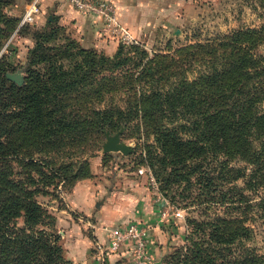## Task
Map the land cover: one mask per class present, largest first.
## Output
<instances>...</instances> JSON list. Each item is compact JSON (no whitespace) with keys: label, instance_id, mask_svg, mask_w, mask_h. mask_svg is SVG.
<instances>
[{"label":"rangeland","instance_id":"374dc122","mask_svg":"<svg viewBox=\"0 0 264 264\" xmlns=\"http://www.w3.org/2000/svg\"><path fill=\"white\" fill-rule=\"evenodd\" d=\"M34 1L23 0L25 4L22 5L20 0H2L0 3V127L3 125L9 130L16 121L20 128H24L22 121L26 115L23 112L32 110L35 106L33 102L29 103L27 96L32 92L36 94L48 84L41 78V83L31 85V90H35H28L31 77L38 72L44 73L48 67L45 62L29 66L40 35H49L55 26L57 32L46 43V49L48 54L51 51L52 60L58 56L56 59L65 70L75 61H80V57L62 58L66 51L63 47L67 43L72 42V47L67 52L74 54L82 49L108 60L115 58L122 45L118 43L113 48H109L110 45L107 44L101 48L85 47L81 44L75 24H62L59 15L40 16L38 12L32 21L21 26L27 9ZM177 12L179 15L175 14ZM159 20L160 24L140 37L141 39L131 33L135 44L123 45L124 48L138 47L142 52L141 55L133 52L130 54V57H135L131 58L132 64L140 65L137 72L141 71L142 63L151 64L152 67L157 63L166 66L173 58L178 62L184 59L186 63H190L187 66L183 63L178 68L166 66L158 70L154 73V77L158 79L154 89H166L170 81L182 79L184 75L194 81L202 73H210L201 66L204 55L197 52L199 46L213 47L217 51L216 59L220 61L225 59L224 51L229 52L235 45H242L252 56L258 55V59L264 57V0H186L184 4L171 8L170 14L160 17ZM190 51L193 53L187 55ZM109 70L104 68L103 74L108 75ZM171 75L176 77L171 78ZM141 87L143 85L137 86V89L140 90ZM192 91L206 92L200 86L192 87ZM24 93L27 103H24ZM115 95L124 98L123 94ZM119 98L117 103L123 106ZM63 105H68V100ZM93 106L91 109L95 111L107 107L99 101L93 103ZM43 107L45 112L53 109L50 103H44ZM79 107L84 106L80 104ZM59 115L58 113L57 116ZM44 122L47 124L49 120L44 118ZM82 128L88 131L87 135H80V132L69 135L67 133L62 134V140L59 139V131L58 139L43 140L45 129L41 126L2 138L5 148L12 143L17 150V154L12 152L14 155L8 157L5 164L9 179L22 181V186L31 193V199L42 209L44 222L36 227V231L58 237L57 245L66 262L113 264L110 256L129 247L133 254L128 263L133 260L134 248L131 243H126L117 252H112L114 232L124 231L131 222H141L149 233L150 226L136 217V211L129 212L124 219L121 218L118 216L119 212H114L120 206L119 203L108 206L106 197H103L105 194L110 196L128 189L132 194L138 192L140 196L145 193L150 195L156 221H160V236L154 242L155 248H151L147 240L154 264H183L188 247L193 242L201 243L199 234L196 233L197 224L208 223L220 225L217 228L219 231L226 223L229 230L239 229L243 225L250 230V238L245 246L255 250L258 256H264V221L258 209L264 198V188L246 187L243 179L220 183L223 187H196L195 176L191 178L192 185L177 183L173 178L166 182L173 168L166 163L160 173L161 177L158 178L145 150L147 146L154 145L153 137L149 140L139 139L138 134L128 124H123L115 132L105 128L99 136L93 133V128L86 122L82 124ZM116 135L120 136V145L127 147L128 154L121 151L104 152L107 138ZM181 153L183 154V150ZM224 154L207 159L201 157L198 161L206 162L205 166L212 172L222 171L226 174L228 169L219 165V162H226L228 159L229 155ZM234 161L231 165L229 163L231 167L247 166L244 162ZM237 187L244 191L246 201L253 207L241 214L228 209L229 192ZM76 190L83 191V194L93 192L98 201L89 210H85L83 205H77L73 199ZM163 212H167V216L164 217ZM23 221V218L17 220L19 227L24 226Z\"/></svg>","mask_w":264,"mask_h":264},{"label":"trees","instance_id":"16d2710c","mask_svg":"<svg viewBox=\"0 0 264 264\" xmlns=\"http://www.w3.org/2000/svg\"><path fill=\"white\" fill-rule=\"evenodd\" d=\"M56 32L53 26L49 35H40L32 52L29 66L45 62L48 67L44 73L31 77L28 90H35H31V85L41 83V78L48 84L27 96L35 106L23 112L24 128L17 121L10 130L0 127V264H71L63 258L57 236L36 231L44 222L42 209L31 199L22 181L10 180L5 170L7 158L14 155L12 152L16 155L17 150L12 143L5 148L2 138L35 126L45 129L43 140L58 139L57 131L62 140L67 133L87 135L88 131L82 128L84 122L98 136L105 128L115 132L128 124L139 139L153 137L154 145L145 150L158 178L166 163L173 168L166 182L173 178L177 183L192 185L191 178L195 176L196 187H223L220 183L243 179L246 187L264 188V57L258 59V55L252 56L242 45H235L229 52L224 51L225 59L220 61L213 47L199 46L197 52L204 55L201 66L210 73H202L194 81L184 75L170 81L166 89H154L158 82L154 73L158 70L190 63L174 58L166 66L142 63L141 71L137 72L140 65L132 64L131 58L135 57L130 54L141 55L138 47L121 45L115 58L108 60L82 49H76L74 54L67 52L72 47L70 42L63 47L66 51L62 58L74 56L80 57V61L65 70L57 61L58 56L52 60L51 51L48 54L46 49V43ZM104 68L110 69L108 75L103 74ZM142 85L138 90L137 86ZM196 86L205 88L206 92H193L192 87ZM115 94H123L125 99ZM23 96L27 103L25 93ZM118 98L123 106L117 103ZM66 100L68 105L64 106ZM96 101L107 107L92 110ZM44 103H50L53 109L45 112ZM80 104L84 107L80 108ZM44 118L49 123L45 124ZM224 153L229 155L228 159L219 165L228 169L226 174L212 172L205 166L206 162L198 161L201 157L207 159ZM234 160L247 166L231 167ZM229 197L230 212L241 214L253 208L238 187L229 192ZM258 209L264 221V198ZM20 218L24 220L23 227L18 225ZM197 226L201 243L193 242L188 247L183 264H264V256L245 246L250 230L243 225L229 230L226 223L220 231L217 228L221 226L213 223Z\"/></svg>","mask_w":264,"mask_h":264},{"label":"crops","instance_id":"0c3cea01","mask_svg":"<svg viewBox=\"0 0 264 264\" xmlns=\"http://www.w3.org/2000/svg\"><path fill=\"white\" fill-rule=\"evenodd\" d=\"M20 0V5L25 4ZM114 3L117 7L118 18L121 25H123L134 37L141 39L144 34L154 30L160 24V17L169 15L171 8L177 5L184 4L186 0H108ZM174 6V7H173ZM39 15H56L61 16V22L65 25L75 24V30L80 34L81 44L85 47H104L105 44L113 48L118 42L110 37H103L100 34V24L91 17L83 15L72 9L64 0H39ZM177 10V9H176ZM179 15V13H175ZM103 37V38H102ZM143 39V38H142ZM83 192V191H82ZM80 190H76L73 199L77 205H83L85 210H89L92 205L98 201L96 194H83ZM116 196V197H113ZM106 197L108 206L115 202L119 203L118 209L114 212L121 218H125L129 212L136 211V216L144 223L150 226V233L148 235V243L151 248L154 247V242L160 236L158 230L160 229V221H156V213H154L153 204L150 195L140 196L137 192L131 193L126 190L116 194H111ZM115 200V201H114ZM85 202V204L83 203ZM133 250L129 247L122 248L119 253L111 255V262L118 264L122 261L128 263L132 258Z\"/></svg>","mask_w":264,"mask_h":264},{"label":"built area","instance_id":"2783aa9c","mask_svg":"<svg viewBox=\"0 0 264 264\" xmlns=\"http://www.w3.org/2000/svg\"><path fill=\"white\" fill-rule=\"evenodd\" d=\"M72 9L91 17L100 24V34L104 37L115 39L122 45H133L131 33L119 22L117 7L108 0H64ZM39 0L27 9L21 26L32 21L34 15L39 12ZM164 217L167 212H163ZM149 231L141 222H131L128 227L120 232H114L111 244L112 252H117L126 243H131L134 248V258L128 264H154V258L148 251Z\"/></svg>","mask_w":264,"mask_h":264},{"label":"water","instance_id":"95a60500","mask_svg":"<svg viewBox=\"0 0 264 264\" xmlns=\"http://www.w3.org/2000/svg\"><path fill=\"white\" fill-rule=\"evenodd\" d=\"M120 136L116 135L115 137H108L107 143L104 145V152L110 153V152H123L125 154H128L127 147L121 146L120 143Z\"/></svg>","mask_w":264,"mask_h":264}]
</instances>
